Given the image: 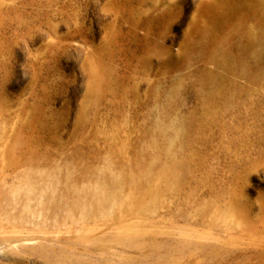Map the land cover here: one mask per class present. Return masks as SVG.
I'll list each match as a JSON object with an SVG mask.
<instances>
[{
    "label": "rangeland",
    "instance_id": "1",
    "mask_svg": "<svg viewBox=\"0 0 264 264\" xmlns=\"http://www.w3.org/2000/svg\"><path fill=\"white\" fill-rule=\"evenodd\" d=\"M257 2L0 0V264H264Z\"/></svg>",
    "mask_w": 264,
    "mask_h": 264
},
{
    "label": "bare ground",
    "instance_id": "2",
    "mask_svg": "<svg viewBox=\"0 0 264 264\" xmlns=\"http://www.w3.org/2000/svg\"><path fill=\"white\" fill-rule=\"evenodd\" d=\"M257 1L253 6L255 9L254 13L250 15L251 26L243 34L249 35L252 41L259 42V36L264 34V0ZM226 23V21L219 23L220 28L226 25Z\"/></svg>",
    "mask_w": 264,
    "mask_h": 264
}]
</instances>
